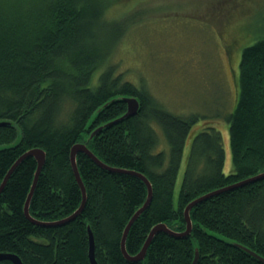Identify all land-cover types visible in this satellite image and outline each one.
<instances>
[{
  "label": "trees",
  "instance_id": "trees-1",
  "mask_svg": "<svg viewBox=\"0 0 264 264\" xmlns=\"http://www.w3.org/2000/svg\"><path fill=\"white\" fill-rule=\"evenodd\" d=\"M20 1V0H19ZM104 0H0V183L26 150L46 153L29 202V214L55 221L71 214L82 193L70 164V148L98 124L126 109L116 94H132L140 110L104 128L88 148L105 164L148 177L152 198L131 223L125 247L136 254L152 226L164 222L185 229L184 208L193 198L264 171V35L243 47L235 75V105L225 118L232 170L223 171L224 148L215 127L189 138L197 116L172 114L145 88L115 74L111 43L122 34L104 17ZM110 35V36H109ZM185 166L176 205L173 195L182 159ZM86 189L82 212L66 223L40 225L23 211L36 160L23 158L0 192V253H14L22 264H90L88 226L98 264H264L238 242L264 257V177L208 197L190 209L191 232L174 237L158 231L140 260H128L121 237L147 189L138 176L112 171L77 152ZM42 237L45 240H37ZM226 238V240L220 239ZM0 264H13L0 259Z\"/></svg>",
  "mask_w": 264,
  "mask_h": 264
},
{
  "label": "rangeland",
  "instance_id": "rangeland-1",
  "mask_svg": "<svg viewBox=\"0 0 264 264\" xmlns=\"http://www.w3.org/2000/svg\"><path fill=\"white\" fill-rule=\"evenodd\" d=\"M108 1L104 17L119 24L122 34L111 43L109 56L97 72L110 64L115 74L145 88L172 114L197 116L189 138L202 128L218 129L224 148L223 171L229 173L232 163L225 118L235 105L234 79L241 51L264 35V0ZM186 153L187 147L176 179L174 205Z\"/></svg>",
  "mask_w": 264,
  "mask_h": 264
},
{
  "label": "water",
  "instance_id": "water-1",
  "mask_svg": "<svg viewBox=\"0 0 264 264\" xmlns=\"http://www.w3.org/2000/svg\"><path fill=\"white\" fill-rule=\"evenodd\" d=\"M115 101H123L126 103V109L124 112H122L121 114L117 115L116 117L104 121L100 124H98L96 127H94L90 133L88 134L87 137H84L82 142H76L74 143L71 148H70V164L74 173V176L80 186L81 189V193H82V200L80 205L68 216L62 218V219H58L55 221H41L38 219L33 218L30 214H29V202L32 196V193L34 191V188L36 186V182H37V178L39 175V172L41 171V168L45 162V158H46V153L45 151L40 148V147H33L30 148L28 150H26L23 154H21L16 160L15 162L12 164V166L7 170L4 178L2 179L1 183H0V192L2 191L9 175L11 174V172L13 171V169L16 167V165L25 157L28 156H33L36 160V169L34 171V176L29 188V191L27 193L25 202H24V206H23V211L24 214L26 215V217L31 220V222L35 223V224H40V225H58V224H63L68 222L69 220L75 218L77 215H79L82 212V209L85 205L86 202V189L85 186L82 182V179L80 177V174L78 172V168H77V163H76V154L77 152H84L86 153L94 162H96L98 165L102 166L105 169L108 170H112V171H119V172H127V173H131L134 174L136 176H138L139 178L142 179V181L145 183L146 185V189H147V196L145 201L135 210L134 214L131 216V218L129 219L128 223L126 224V227L123 231L122 237H121V243H120V249L123 253V255L125 256V258H127L128 260H140L144 257L145 252H146V248L149 244V242L151 241L152 237L154 236V234L158 231H164L167 234L174 236V237H180V236H186L191 232L192 229V221L190 218V209L191 207L208 198L211 197L213 195H216L220 192H223L225 190L237 187V186H241L243 184H246L248 182L257 180V179H261L264 177V171H260L252 176H249L247 178H244L242 180H239L237 182H234L232 184H229L227 186L221 187V188H216L208 193L199 195L195 198H193L191 201L188 202V204L185 206L184 208V218L186 221V226L185 229L183 231H176L171 229L166 223L164 222H160L155 224L154 226L151 227L147 238L145 240V242L143 243L142 247L140 248V250L134 254V255H130L128 253V251L126 250L125 247V239H126V235L128 232V229L131 225V223L135 220V218L148 206L151 198H152V184L150 182V180L148 179V177L146 175H144L141 172L135 171V170H130V169H125V168H119V167H115V166H110L105 164L103 161H101L86 145V141L87 140H92L93 137L98 134L101 130H103L104 128H108L109 126H111L114 123L120 122L126 118H128L129 116L136 114L140 108H141V101L139 99L138 96L136 95H132V94H116L114 96H112L111 98H109L107 101H105L103 104H101L94 112L93 115H96V113L100 112L102 109H104L105 107H107L108 105H110L111 103L115 102ZM6 123V121H0V125ZM220 239L226 240V238L224 237H220ZM88 240H89V247H88V257H89V261L90 264H98L96 258H95V254H94V236H93V232L92 229L90 228V226H88ZM232 244H234V246H237L239 248H244L246 249V247L238 242H233V241H229ZM247 251H249V249H246ZM252 255H254L258 260L264 262V257H261L260 255L256 254L255 252H251L249 251ZM2 258H7L10 259L13 264H22L21 259L18 257V255L14 254V253H5V252H1L0 253V259ZM198 258H199V252L197 249V246L195 245V251H194V256L192 259L191 264H197L198 262Z\"/></svg>",
  "mask_w": 264,
  "mask_h": 264
},
{
  "label": "bare ground",
  "instance_id": "bare-ground-1",
  "mask_svg": "<svg viewBox=\"0 0 264 264\" xmlns=\"http://www.w3.org/2000/svg\"><path fill=\"white\" fill-rule=\"evenodd\" d=\"M207 193H208V192H207ZM182 231H183V230H182ZM180 237H184V236H180ZM246 249H249V248L246 247ZM249 251L254 252V251H252V250H250V249H249ZM255 253H256V252H255ZM256 254H257V253H256ZM258 255H259V254H258ZM260 256H261V255H260ZM261 257H262V256H261Z\"/></svg>",
  "mask_w": 264,
  "mask_h": 264
}]
</instances>
